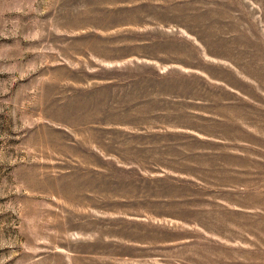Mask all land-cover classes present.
I'll return each instance as SVG.
<instances>
[{"label": "rangeland", "instance_id": "obj_1", "mask_svg": "<svg viewBox=\"0 0 264 264\" xmlns=\"http://www.w3.org/2000/svg\"><path fill=\"white\" fill-rule=\"evenodd\" d=\"M0 264H264V0H0Z\"/></svg>", "mask_w": 264, "mask_h": 264}]
</instances>
